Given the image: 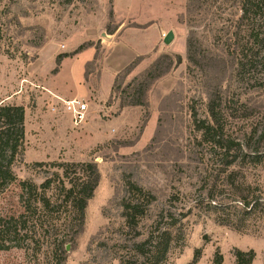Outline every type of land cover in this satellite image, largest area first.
Here are the masks:
<instances>
[{
  "label": "rangeland",
  "instance_id": "rangeland-1",
  "mask_svg": "<svg viewBox=\"0 0 264 264\" xmlns=\"http://www.w3.org/2000/svg\"><path fill=\"white\" fill-rule=\"evenodd\" d=\"M244 2L249 11L242 18ZM189 4L0 0V104L25 110L17 180L0 194V264H54L57 235L45 229L27 235L24 229L21 183L42 184L58 171L53 164L87 162L97 163L101 182L89 202L85 232L66 264H120L112 259L111 246L98 248L92 241L110 224L123 222L119 202L128 181L157 198L143 232L151 231L166 209L180 219L188 215L163 264H190L196 251L201 255L195 264H213L217 252L223 264H235L236 249L254 250V264H264V0ZM169 32L174 39L166 44ZM192 32L205 69L187 58ZM242 59L249 60L243 72L238 67ZM157 61L161 69L174 65L149 86L148 106H125ZM216 88L222 97L223 135L262 161L246 157L234 179L249 200L258 202L250 215L235 191L221 186L223 176L217 175L223 168L194 124V112L198 119L209 118V95ZM71 99L89 106L79 126L61 102ZM211 186L217 187V202L227 205L221 212L233 226L220 225L206 208H194Z\"/></svg>",
  "mask_w": 264,
  "mask_h": 264
},
{
  "label": "trees",
  "instance_id": "trees-1",
  "mask_svg": "<svg viewBox=\"0 0 264 264\" xmlns=\"http://www.w3.org/2000/svg\"><path fill=\"white\" fill-rule=\"evenodd\" d=\"M195 0H189L191 6ZM248 3L242 5V18L248 15ZM113 34V33H111ZM195 35L192 32L187 41V58L191 63L202 67L200 59H197L195 46ZM264 41V39H263ZM85 46L78 49L82 51ZM165 58H168L165 56ZM247 58V57H245ZM61 57L58 58V63ZM177 65L182 63L180 56L177 57ZM249 60L242 59L238 63L240 70L245 69ZM157 61L152 70L148 71L140 82L133 87L131 101L125 106H148L146 93L154 80L162 77L172 69L173 62L165 69H161ZM133 66V65H132ZM129 67L127 74L129 75ZM124 75V73H121ZM137 81V79H136ZM220 83L221 80H218ZM217 83V86L219 85ZM131 87V85H129ZM220 90V87H217ZM217 88L209 95L207 106L209 118L198 119L197 113H193L194 124L201 134V139L214 149V161L223 169L217 177L223 176L222 187L233 189L238 203L243 211L250 215L255 212L257 200H249L244 190L234 185L237 175V167L244 162L246 157L251 156L255 163L262 161L256 155L244 154V146L234 142L231 137L223 135V110L222 97ZM113 92L117 93L116 84ZM124 92V90H123ZM122 92V93H123ZM25 143V110L22 106H11L0 104V194L17 180L14 167L22 160ZM43 166V163L34 165ZM58 171L53 172L45 178L40 185L32 180L21 183V202L25 210L24 229L28 234H38L43 229L55 233L56 240L53 243L54 264H66L68 253L73 250L78 240L85 232L86 212L89 202L94 198L96 190L101 182V174L97 163H62L53 164ZM221 171V170H220ZM215 182V181H214ZM217 187L211 186L203 199H200L194 208H206L214 212L216 221L220 225L233 226V222L221 212L225 205L217 202L214 194ZM235 188V189H234ZM233 192V191H232ZM157 201L154 195L138 184L128 181L125 186V194L119 202L121 218L120 226L110 224L104 232L92 241L98 248L108 249L111 246L112 259L118 260L120 264H163L167 260L176 233L182 227L183 215L180 219L169 209L164 210L152 226L149 232H143L142 226L148 218V214L154 202ZM112 244V245H110ZM69 246V250L67 247ZM201 253L196 251L192 263L195 264ZM254 250L242 251L236 249L234 252L235 264H254L256 259ZM224 257L217 252L213 264H223Z\"/></svg>",
  "mask_w": 264,
  "mask_h": 264
},
{
  "label": "built area",
  "instance_id": "built-area-1",
  "mask_svg": "<svg viewBox=\"0 0 264 264\" xmlns=\"http://www.w3.org/2000/svg\"><path fill=\"white\" fill-rule=\"evenodd\" d=\"M64 111L72 116L75 126H79L87 119L89 106L82 100H61Z\"/></svg>",
  "mask_w": 264,
  "mask_h": 264
},
{
  "label": "water",
  "instance_id": "water-1",
  "mask_svg": "<svg viewBox=\"0 0 264 264\" xmlns=\"http://www.w3.org/2000/svg\"><path fill=\"white\" fill-rule=\"evenodd\" d=\"M173 39H174V33H173V32H169V33L166 35L164 41H165L166 44H169V43H171V42L173 41ZM67 249H68V250L70 249L69 246L67 247Z\"/></svg>",
  "mask_w": 264,
  "mask_h": 264
}]
</instances>
